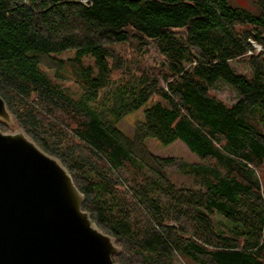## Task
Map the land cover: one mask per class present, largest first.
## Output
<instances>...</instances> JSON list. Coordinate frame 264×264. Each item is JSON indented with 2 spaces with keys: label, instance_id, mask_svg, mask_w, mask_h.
<instances>
[{
  "label": "trees",
  "instance_id": "16d2710c",
  "mask_svg": "<svg viewBox=\"0 0 264 264\" xmlns=\"http://www.w3.org/2000/svg\"><path fill=\"white\" fill-rule=\"evenodd\" d=\"M258 7L0 0V95L17 125L69 170L83 209L121 247L116 262L264 264V0ZM127 43L138 53L155 46L160 71L124 72L116 45ZM69 49L74 56L58 57ZM233 59L252 73L235 71ZM47 69L73 80L80 96ZM116 71L126 73L117 83ZM220 80L236 89V103L211 95ZM153 96L166 103L153 102L126 135L120 121ZM148 138L179 139L200 161L161 160ZM172 166L191 184L175 182Z\"/></svg>",
  "mask_w": 264,
  "mask_h": 264
},
{
  "label": "water",
  "instance_id": "95a60500",
  "mask_svg": "<svg viewBox=\"0 0 264 264\" xmlns=\"http://www.w3.org/2000/svg\"><path fill=\"white\" fill-rule=\"evenodd\" d=\"M0 122L17 125L1 95ZM84 199L59 158L20 127H0V264H121Z\"/></svg>",
  "mask_w": 264,
  "mask_h": 264
},
{
  "label": "rangeland",
  "instance_id": "374dc122",
  "mask_svg": "<svg viewBox=\"0 0 264 264\" xmlns=\"http://www.w3.org/2000/svg\"><path fill=\"white\" fill-rule=\"evenodd\" d=\"M230 5L235 8L245 9L255 14L260 13V8L258 7L259 0H228ZM257 50L259 51L262 47L257 43ZM260 46V47H259ZM117 51L123 55L125 59V69L124 72H135L141 73L143 70L145 71H154L159 72L161 63L164 60L163 56L158 52L157 48L153 45L147 46L145 51L142 53L136 52V50L130 44H119L116 45ZM75 50L69 49L62 54H59L58 57L67 58L74 56ZM86 63L93 64V58L86 57ZM231 65L235 69V71L239 73H243L246 75H250L251 67L245 63L240 61V59L231 60ZM128 67V68H127ZM48 76L54 81L55 84L60 85L63 89H65L71 96L79 97L81 94L80 87L73 80H59L55 78L52 70L47 69ZM126 74V73H125ZM123 71H116L113 73V80L117 83L122 76H124ZM161 83L166 86V81L161 79ZM211 95L217 97L218 99L226 102L227 104H234L238 100V92L235 88H233L230 84L224 81H218L214 84L212 89L210 90ZM162 100L159 96H153V98L148 101L145 105L141 107L138 111L126 116L124 119L120 121L119 127L120 129L128 136H133L135 124L137 121L144 120L145 114L144 110L152 105L153 102ZM166 103L164 100H162ZM8 126V129L4 130L6 132H13L18 129L19 126L12 125ZM1 127V126H0ZM2 129V127H1ZM20 129H22L20 127ZM3 130V129H2ZM147 145L150 150L159 158L163 159L166 157H176L188 162H198L200 161L199 157L191 151L185 143L181 140H175L171 144L165 145L162 144L157 138H148ZM176 166H172L169 169L172 179L177 183L191 184L190 178L180 175ZM178 264H190L188 261L183 259H179Z\"/></svg>",
  "mask_w": 264,
  "mask_h": 264
},
{
  "label": "bare ground",
  "instance_id": "6f19581e",
  "mask_svg": "<svg viewBox=\"0 0 264 264\" xmlns=\"http://www.w3.org/2000/svg\"><path fill=\"white\" fill-rule=\"evenodd\" d=\"M257 47V45H255ZM260 47V46H259Z\"/></svg>",
  "mask_w": 264,
  "mask_h": 264
}]
</instances>
